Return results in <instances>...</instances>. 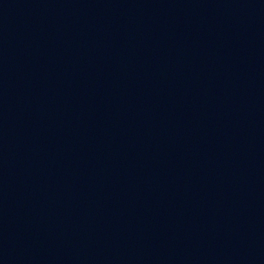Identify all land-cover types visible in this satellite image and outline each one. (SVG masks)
Masks as SVG:
<instances>
[{
  "label": "water",
  "instance_id": "1",
  "mask_svg": "<svg viewBox=\"0 0 264 264\" xmlns=\"http://www.w3.org/2000/svg\"><path fill=\"white\" fill-rule=\"evenodd\" d=\"M191 0H0V253Z\"/></svg>",
  "mask_w": 264,
  "mask_h": 264
}]
</instances>
